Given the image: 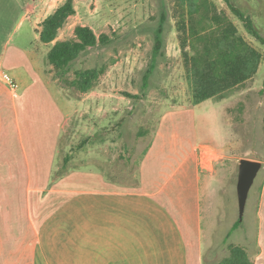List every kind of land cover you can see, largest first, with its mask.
Instances as JSON below:
<instances>
[{
  "label": "rangeland",
  "instance_id": "obj_1",
  "mask_svg": "<svg viewBox=\"0 0 264 264\" xmlns=\"http://www.w3.org/2000/svg\"><path fill=\"white\" fill-rule=\"evenodd\" d=\"M65 1L30 0L38 10L30 12V16L37 14L36 21L41 25ZM74 1L76 14L59 31L57 41L74 38L76 27L86 26L99 38L106 35L109 44L83 53L73 64L68 82H59L53 69L49 71L54 72L53 81L57 80V86L68 99L84 102L83 106L72 109L75 111L69 117L70 125L61 142L59 165H63L67 155L74 157L83 139L95 135L94 126H98L99 138L105 126L108 130L112 126L115 167L119 162L125 169L138 172L149 149L156 143L161 147L158 150H163L161 144L165 143L166 148L179 154L192 153L193 167L209 180L202 186L201 194L203 225L209 245L207 264H217L229 256L225 243L229 233L228 244L246 247L255 263L261 226L257 199L264 185V46L246 32L225 0ZM230 1L253 20L264 36V0ZM0 7L3 10L0 26L9 28L0 35V53L3 51L0 58L16 45L31 50L30 22L21 23L22 16L16 21L7 1L0 0ZM4 10L9 12L5 14ZM214 15L227 17L239 34L262 54V62L257 75L243 86L227 92L222 99L213 98L195 105L184 54L192 57L195 48L202 50V43L190 34V28L194 25L199 34L215 32L218 25L213 21ZM161 24L163 46L155 55V35ZM3 69L11 75L8 69ZM92 69L102 73L87 92L72 86L77 72ZM36 85V89L44 88L39 80ZM26 88L25 83L20 84L19 90ZM46 111V108L34 110L36 123ZM49 111L55 113L54 109ZM59 113H55L59 121L53 129H58L63 120V114ZM35 133L39 138L44 130L37 127ZM165 150L162 154L168 153ZM89 157L83 154L85 161L82 162H89ZM243 159L261 162L263 167L250 191L241 225L232 231L240 221L237 183ZM81 164L70 159L66 170L75 165L81 167ZM92 168L87 165V169Z\"/></svg>",
  "mask_w": 264,
  "mask_h": 264
},
{
  "label": "crops",
  "instance_id": "obj_2",
  "mask_svg": "<svg viewBox=\"0 0 264 264\" xmlns=\"http://www.w3.org/2000/svg\"><path fill=\"white\" fill-rule=\"evenodd\" d=\"M5 1L16 21L22 16L21 23L30 22L31 50L16 45L0 58V71L8 69L18 84L13 90L0 81V264H207L201 194L209 180L193 167L192 153L179 154L164 143L168 153L162 154L156 143L138 172L117 161L115 167L112 126L100 138L94 126L95 135L70 156L81 167L66 170L67 155L61 168L69 117L84 102L68 99L49 73L50 45L40 40L46 18L38 25V15L30 16L37 5ZM8 29L0 26V35ZM38 80L44 88H35ZM36 108L47 109L38 123ZM50 109L63 114L58 129V114ZM37 127L44 130L39 138ZM83 154L89 162H82ZM257 203L261 226L254 264H264V185Z\"/></svg>",
  "mask_w": 264,
  "mask_h": 264
},
{
  "label": "trees",
  "instance_id": "obj_3",
  "mask_svg": "<svg viewBox=\"0 0 264 264\" xmlns=\"http://www.w3.org/2000/svg\"><path fill=\"white\" fill-rule=\"evenodd\" d=\"M225 2L242 22L246 32L264 46V36L253 20L230 0ZM75 14V1L66 0L42 24L40 40L43 44L52 45L47 60L53 67L59 82H68L73 64L83 53L99 45L109 44V38L106 35L99 38L91 28L86 26H77L74 38L57 41L59 31ZM213 21L218 28L210 34H199L192 25L190 34L202 43V50L195 48L196 52L192 57L187 53L184 54L195 105L213 98L222 99L227 92L243 86L257 75L262 62V54L239 34L238 28L227 17L214 15ZM163 32L164 27L161 24L155 35V55H158L162 49ZM153 70L154 66L150 73ZM101 73L102 71L97 69L79 71L71 84L82 92H87ZM149 77L150 74L147 75L146 80ZM69 162L70 156L66 158L65 165ZM240 225L241 221H238L232 231L238 229ZM230 236L231 233L225 239L229 256L217 264H254L246 247L228 244Z\"/></svg>",
  "mask_w": 264,
  "mask_h": 264
},
{
  "label": "water",
  "instance_id": "obj_4",
  "mask_svg": "<svg viewBox=\"0 0 264 264\" xmlns=\"http://www.w3.org/2000/svg\"><path fill=\"white\" fill-rule=\"evenodd\" d=\"M263 164L258 161L243 159L239 166V177L237 183L240 221L243 220L250 191L260 173Z\"/></svg>",
  "mask_w": 264,
  "mask_h": 264
},
{
  "label": "built area",
  "instance_id": "obj_5",
  "mask_svg": "<svg viewBox=\"0 0 264 264\" xmlns=\"http://www.w3.org/2000/svg\"><path fill=\"white\" fill-rule=\"evenodd\" d=\"M0 81L7 83L13 90H16L18 88L17 82L7 72L0 71Z\"/></svg>",
  "mask_w": 264,
  "mask_h": 264
}]
</instances>
